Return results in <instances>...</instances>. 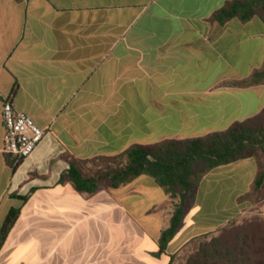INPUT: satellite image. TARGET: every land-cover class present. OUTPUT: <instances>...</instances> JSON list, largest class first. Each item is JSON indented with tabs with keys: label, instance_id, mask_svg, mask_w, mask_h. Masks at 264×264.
I'll return each instance as SVG.
<instances>
[{
	"label": "crops",
	"instance_id": "1",
	"mask_svg": "<svg viewBox=\"0 0 264 264\" xmlns=\"http://www.w3.org/2000/svg\"><path fill=\"white\" fill-rule=\"evenodd\" d=\"M229 1L0 0V264H175L258 193L264 210L256 158L205 175L165 244L179 200L153 176L94 192L61 182L70 159L203 137L264 109V85L241 83L264 66V17L221 23ZM4 97L50 130L21 161L4 151Z\"/></svg>",
	"mask_w": 264,
	"mask_h": 264
},
{
	"label": "trees",
	"instance_id": "2",
	"mask_svg": "<svg viewBox=\"0 0 264 264\" xmlns=\"http://www.w3.org/2000/svg\"><path fill=\"white\" fill-rule=\"evenodd\" d=\"M254 16L264 17V0H231L215 14L221 23L233 17L246 20ZM241 83L264 85V66ZM262 155L264 109L258 115L237 122L224 131L198 138L134 145L117 156L94 158H121L125 163L91 176L85 175L80 168L81 163L89 160L70 159L71 167L62 175L61 182L70 181L79 191L94 192L99 187H119L143 174L153 176L173 199L179 200L172 227L163 234L162 242L165 244L181 226L201 180L216 167L256 158L261 168L257 186L264 194ZM16 217L14 211L9 215L2 236ZM261 222L263 220L260 217L237 218L217 232L205 235L198 250L188 258L186 264H264V227Z\"/></svg>",
	"mask_w": 264,
	"mask_h": 264
},
{
	"label": "built area",
	"instance_id": "3",
	"mask_svg": "<svg viewBox=\"0 0 264 264\" xmlns=\"http://www.w3.org/2000/svg\"><path fill=\"white\" fill-rule=\"evenodd\" d=\"M4 151L17 161L30 157L49 134L31 116L17 110L9 97L3 98Z\"/></svg>",
	"mask_w": 264,
	"mask_h": 264
},
{
	"label": "rangeland",
	"instance_id": "4",
	"mask_svg": "<svg viewBox=\"0 0 264 264\" xmlns=\"http://www.w3.org/2000/svg\"><path fill=\"white\" fill-rule=\"evenodd\" d=\"M264 156V155H262ZM125 163L124 159L121 158H110V159H93L89 160L87 162L81 163V171L87 175L91 176L93 174H97L98 172H105L109 168H118L123 166ZM259 194L255 195V206L248 209L239 219H243L244 217L251 218V217H260L262 218L263 222H261L264 227V210L261 209V206L259 203ZM264 195V194H262ZM244 221V220H243ZM205 236L197 241H195L193 244H190L187 249H185L182 253L180 258L177 259L175 264H186L188 258L193 255L199 248L200 244L204 240ZM201 240V241H200ZM200 241V243H199Z\"/></svg>",
	"mask_w": 264,
	"mask_h": 264
}]
</instances>
